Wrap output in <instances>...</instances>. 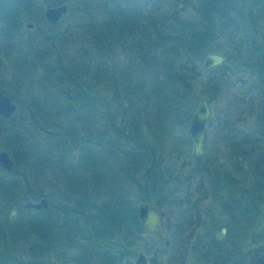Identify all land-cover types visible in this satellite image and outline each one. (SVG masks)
<instances>
[{
	"label": "trees",
	"instance_id": "trees-1",
	"mask_svg": "<svg viewBox=\"0 0 264 264\" xmlns=\"http://www.w3.org/2000/svg\"><path fill=\"white\" fill-rule=\"evenodd\" d=\"M113 1L99 0L106 20L101 24L98 51L103 57L110 55L115 44L119 43L131 56L125 57L124 64L116 66L114 76L110 74L113 77L111 95L104 97L98 94L96 87L86 81V64L81 70L56 68L54 71L62 74L60 79H66L69 85L67 89L58 91L59 98L52 96L55 109L48 113L49 117L41 120L50 123L46 133H63L55 135L59 137L54 149L58 155V152L64 151L66 140L78 151L76 168L54 159L51 167L58 168L55 177L70 182L75 177L74 172L79 169L92 183L84 179L85 184L81 187L65 189L56 207L49 202L46 209L21 208L20 203L25 198L26 201L46 198L40 188H34L38 180L35 178L44 174L41 168L49 165L41 153L46 144L42 146L29 142L30 138L16 132L18 123L12 124L13 117L4 119L0 116V133L12 134L7 143L16 150L9 151L14 163L12 170L6 172L10 177H0V200L6 201L8 210L0 215V262L131 264L133 245L139 240L142 230L136 215V203L147 201L161 208L163 185L166 180L176 179V175L164 179L159 174L157 160L152 155L151 146L142 141L144 136L139 134L142 132L135 124L137 121L122 120L115 126L108 104H115L123 112L125 102L127 106L133 100L148 103L152 112L149 116L145 112L143 114L144 119L149 121V133H153L154 138L156 133L161 134L165 140H170L171 146V143H177L170 135L171 120H175V126H187L195 102L194 97L190 98L194 86L202 82L205 89L201 93H211L216 98L227 84V70L234 68L236 72L256 79L254 91L257 101L250 102L253 109L249 111V114H254L255 125L248 130L227 128L229 135L224 140L225 150L221 155L224 168H211L208 176L201 169L187 175H197V190L202 189L205 181L204 194L191 203L185 198L186 194H190L187 188L185 199L179 202L190 205L187 214L195 225L199 216L194 203L211 196L226 216L224 241L230 245L227 247L239 245L238 252L229 249L227 256L218 264H243L244 253L239 249L242 240L247 236L255 237L264 245V0H192L188 12L182 8L159 13L157 7H150L141 18L136 4L138 0H117L115 10L111 6ZM123 8L129 11L134 9L124 18L121 13ZM19 10H27L29 19L42 13L36 0L4 1V7H0V36L6 41L8 52L15 49V37L21 34ZM116 13L124 20L119 23L115 21ZM217 51H221L225 61L217 67L202 69L200 62L204 54ZM22 57L18 56L16 60L20 64L14 65L18 77H26L33 70L32 65ZM228 63L233 67L230 68ZM43 77L41 80H44ZM237 80L241 85L247 83L246 79ZM48 84L50 87L53 85ZM1 91L6 93L2 88ZM35 99H30L31 106L28 105L33 118L37 116L35 107L41 108L37 107ZM61 118L71 123L63 129L52 126V120ZM210 123L208 120L206 127ZM107 133L125 140L130 145L129 149L117 150V138H114L110 149H105L107 139L104 135ZM182 140L186 143L190 139L183 137ZM183 141L181 144L184 145ZM47 149L51 151L49 145ZM173 151L178 155L176 149ZM18 153L25 159L34 157L32 167L24 176L17 173ZM192 158L196 163L201 161V158ZM35 163L39 169L33 168ZM97 168L103 170L102 174L97 173ZM1 171L3 169L0 167ZM120 171L123 173L120 174ZM120 176L124 177V181L128 179L126 188L130 194L132 192V200L126 198L125 188L119 187V183H123L118 178ZM99 192L103 194L102 200H98L101 198ZM11 207H16L13 220L8 217ZM180 233H183V229H180Z\"/></svg>",
	"mask_w": 264,
	"mask_h": 264
},
{
	"label": "rangeland",
	"instance_id": "rangeland-1",
	"mask_svg": "<svg viewBox=\"0 0 264 264\" xmlns=\"http://www.w3.org/2000/svg\"><path fill=\"white\" fill-rule=\"evenodd\" d=\"M4 1L5 0H0L1 8L4 7ZM36 1L38 5L41 6L42 12L44 4L47 2L51 5L66 2L68 11L66 19L61 24L45 25L42 13L40 16L36 14L34 19H29L27 17V10H19L21 34L19 35L20 37H15L17 38L15 39V49L8 52L5 48L7 43L0 36V90L1 88L4 89L6 91L5 94L11 97V100L15 103L16 109L11 117H13L12 124L18 123L16 132L25 138H30L31 141L29 142H35L42 146L46 144V147H44L41 153L45 155L49 165L41 168L42 170L44 169V174L35 178L38 180L34 188H40L46 195L48 201L52 203L53 207H56V204H60L68 188H79L85 184L84 179L89 184L92 183V180L88 177L85 178L83 172L78 169V171L74 172L75 177L72 181H61L59 177H55V175L58 174V168L51 167L56 158L63 161L65 166H72L73 168H76V164H78L79 160L78 151L75 146L71 142H67V140L63 145L64 151L58 152L59 155L57 154V151L54 149L59 143V137L55 135H62L63 133H46V131L50 129V123L48 124V122L41 121L43 118L49 117L48 113L55 109V104L53 103L54 98L52 96L59 98L57 94L58 91L60 89H67L69 85L65 81L66 79H60L62 74L60 75V73L54 71V69L61 67L69 69V67H72L81 70L86 64V81L96 87L98 94H102V96L106 97L110 96L112 91L113 77H111L110 74L112 73L114 76L117 72L116 66L124 64L125 57L131 56V53H129V51L126 52V50L122 48V45L116 43L118 45L116 46L115 44L110 55L104 57L100 55L98 51L100 40H98V38L101 33V24L106 20V16L99 0H53L56 1L55 3L50 2V0ZM191 1L192 0H138L136 4L139 6L138 13L141 18L148 13L150 7H152V9L157 7L159 13H169L171 9L179 11L180 9L182 10V8L188 12L190 11L189 3H191ZM113 2L111 6L115 10L117 9V0ZM133 9L134 8H131L129 11L123 8L122 10L124 11L121 13L124 18L129 12H133ZM116 14L117 17L115 21L119 23L124 20L123 17L118 16V13ZM27 23L33 24V28L27 30L25 28V24ZM64 28H66V31H64ZM217 52L220 53L221 51ZM21 55H23L22 58L26 59L33 67V70L29 71L26 77H18L15 71L14 65L20 64L16 58ZM108 56H110V60H108ZM228 65L231 64L228 63ZM231 67L233 66L231 65L230 68ZM233 69L227 70L228 72L225 74L227 84L222 90V93L216 98H213L211 93L208 95L201 93V90L205 89V85L202 82L197 83L191 92L190 98L194 97L195 99L194 106L196 105V101L200 97H203L208 101L210 108L209 121H211V123L207 126L206 149L199 163H196L191 156V141L189 140V142L185 143L182 140L183 137H187L185 133L187 126H175L173 124L175 120H171L170 135L173 136V141L177 143L175 144V142H173L170 146V140H165L164 136L161 134L156 133L157 138H154L153 133H149L147 126L149 121L148 119L146 120V118L144 119L145 116L143 114V112H145L149 116V113L152 112V108L148 103L141 104L133 100L132 104L127 106L125 102L123 103V112L122 108L115 104H108V109L113 116L115 126L119 125L118 123L122 120L132 121V119H134L137 121L134 123L142 132V134H139L145 137L142 136V141L148 143L152 148V155L154 159L157 160L156 163L158 165L157 170H159V174H161L164 179L166 176L176 175V179L166 180L163 185L164 188L161 191V195L164 197L161 209L168 215L170 221V227L165 234L169 240L168 247L159 253H155L153 250L154 240L152 237L146 236L142 240L137 239L133 245L134 252L130 259L131 264H133L135 255L139 252L144 253L148 257L149 264H211L212 262L218 264L227 256L230 251L229 249L234 252L239 251V245L227 247L229 244H226L227 242L224 241L226 236V226L224 225L226 216L221 212L219 207H217L216 202L213 201L211 196L199 199L194 203V208L197 210V215L199 216V219H196L195 225L191 222L187 214V210L190 209L188 206L190 205L179 202V200L188 198L192 203L204 194L205 181L201 187L202 189L197 190L195 187L197 175L186 177L187 175L192 174L196 169H201L202 173L208 176L211 168H224L225 165L222 163L221 155L225 150L224 140L226 136L229 135V133L226 132L227 128L235 127L248 130L255 125L254 114H249V111L253 109L250 102L255 103L257 101V94L254 91L256 79L253 76L244 75ZM43 74H46V76ZM42 77L44 80H41ZM237 78L246 79L247 83L241 85V82H239ZM48 82L53 85L50 84V87ZM248 91L250 92L248 93ZM32 98H37L35 99L38 103L37 107H41V110L36 107L34 109L39 118L37 116L33 118L30 114V99ZM29 104L30 106L28 107ZM46 108L48 109L46 110ZM70 123L71 121L62 120V118L61 120L54 119L51 122L52 126L57 125L61 129L65 128ZM91 134V139H93V133ZM11 135V133H0V149L6 150L10 155V150L13 152L16 151L14 147L9 146L7 143ZM104 138L107 139L104 146L105 149L111 148L114 138L118 139L116 140L117 150H126L130 147L122 138L117 136L113 137L112 133L105 134ZM181 141L184 142V145L183 143L181 144ZM48 145L49 148L51 147V151L47 149ZM5 147H8V149H5ZM173 149L179 152L178 155L175 154ZM11 158L13 160V157ZM18 161L17 173L19 176H24V174L29 171V167H32L34 157H27L25 159L18 153ZM84 166L87 167L86 165ZM33 168L39 169L40 167L35 163ZM90 168H92V166H90ZM206 170L208 171L205 173ZM96 171L102 174L103 170L97 168ZM6 172L8 171H1L0 177L9 178L10 175ZM120 172V174L123 173L122 171ZM121 176L118 178L121 179L120 182L125 183V187L123 183H119V187L125 188L124 194L126 198L128 197L132 200L133 194L132 192L131 194L129 193L128 187L126 188L128 179L124 181V177ZM89 184L88 186H91ZM187 188L190 189V194H186L185 197L184 195ZM24 190H26V188H24ZM24 190L22 191L24 192ZM98 194L101 198H95L102 200L103 194L101 192ZM6 204V201L0 200V215L7 210ZM193 220L195 221V216ZM210 224L212 227H210ZM220 228H224V232L222 238L218 240L216 239V235ZM180 229H183V233H180ZM258 229L259 228H257L256 231ZM258 244L263 245L257 238L247 236L240 242L241 248L239 249L241 253H243L247 248ZM224 246H226L225 249ZM244 260H246L245 255ZM0 264H2V262H0Z\"/></svg>",
	"mask_w": 264,
	"mask_h": 264
},
{
	"label": "water",
	"instance_id": "water-1",
	"mask_svg": "<svg viewBox=\"0 0 264 264\" xmlns=\"http://www.w3.org/2000/svg\"><path fill=\"white\" fill-rule=\"evenodd\" d=\"M67 4L61 2L57 5L45 3L43 6V19L50 23L62 22L67 16ZM66 31V28H64ZM225 61V56L219 52H207L201 59L200 65L202 69L208 70L219 66ZM16 109L15 103L11 98L0 90V116L4 119L10 118ZM210 108L208 101L200 97L196 101L189 121L185 130L187 137L191 141V155L195 158H201L206 148L207 127L209 120ZM14 166L13 160L9 153L0 149V167L5 171L12 170ZM48 200L40 197L36 201L27 200L20 203V207L24 209L41 210L48 207ZM16 212L15 207H11L8 213L10 220L14 219ZM136 215L142 225L139 233V240L146 236H152L154 239V252L159 253L164 250L169 241L165 236L166 231L170 227L168 215L157 205L147 201H140L136 205ZM224 228H221L216 235V239L222 238ZM247 254V260L244 264H264V246L261 244L249 247L244 251ZM148 257L144 253H137L133 259V264H147Z\"/></svg>",
	"mask_w": 264,
	"mask_h": 264
},
{
	"label": "flooded vegetation",
	"instance_id": "flooded-vegetation-1",
	"mask_svg": "<svg viewBox=\"0 0 264 264\" xmlns=\"http://www.w3.org/2000/svg\"><path fill=\"white\" fill-rule=\"evenodd\" d=\"M54 6V5H53ZM42 14H43V12H42ZM42 18H43V16H42ZM66 19V18H65ZM64 19V20H65ZM45 21V20H44ZM46 22V21H45ZM64 21H62V22H57V23H53V24H51V25H57V24H61V23H63ZM46 23H48V22H46ZM48 24H50V23H48ZM25 28L27 29V30H29V29H31V28H33V24H30V23H27V24H25ZM48 200V199H47ZM48 203H49V201H48ZM16 208V207H15ZM16 213V212H15ZM14 218H15V216H14ZM221 229V228H220ZM168 231V230H167ZM166 231V232H167ZM220 231V230H219ZM166 234V233H165ZM166 236V235H165ZM150 237H152V236H150ZM153 238V237H152ZM154 240V239H153ZM169 241V240H168ZM168 245H169V243H168ZM168 245H167V247H168ZM166 247V248H167ZM165 248V249H166ZM164 249V250H165ZM163 251V250H162ZM244 253V252H243ZM244 255L246 256V260H247V254H245L244 253ZM246 260H244V262L246 261ZM244 262H243V264H244ZM147 264H149V259H148V263ZM201 264H204V263H201ZM222 264H234V262H229V263H222Z\"/></svg>",
	"mask_w": 264,
	"mask_h": 264
}]
</instances>
